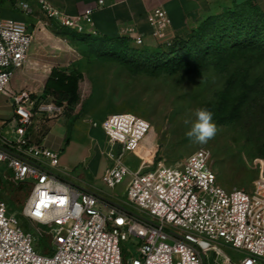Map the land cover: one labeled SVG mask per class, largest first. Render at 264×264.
<instances>
[{
    "label": "built area",
    "instance_id": "1",
    "mask_svg": "<svg viewBox=\"0 0 264 264\" xmlns=\"http://www.w3.org/2000/svg\"><path fill=\"white\" fill-rule=\"evenodd\" d=\"M37 1L60 26L82 32L91 21L92 7L70 14L48 0ZM103 4L104 0H98L99 6ZM19 6L32 12L24 0ZM152 19L157 35L169 22L161 9ZM127 33L136 45L143 43L132 29ZM32 42L27 23L3 16L0 8V93L28 62ZM40 96L27 89L10 96L15 124L13 137L0 130V164L13 180L31 186L22 213L49 227L52 251H39L37 235L25 230L0 199V264H123V242L131 237L136 238L137 254L127 264H264L263 171L252 190L228 189L217 180L208 148H198L171 165L142 160L131 169L123 156L138 147L150 122L131 111L110 113L100 127L119 150L109 152L112 163L101 178L116 187L130 177L127 202L143 214L135 213L72 185L51 169L60 165L65 137L57 138L48 130L37 142L30 128L38 115L43 120L58 118L66 104L39 100ZM90 121L92 126L99 125ZM222 247L240 250L244 256L234 262Z\"/></svg>",
    "mask_w": 264,
    "mask_h": 264
},
{
    "label": "rangeland",
    "instance_id": "2",
    "mask_svg": "<svg viewBox=\"0 0 264 264\" xmlns=\"http://www.w3.org/2000/svg\"><path fill=\"white\" fill-rule=\"evenodd\" d=\"M19 1L17 0L14 8L5 3L2 7L3 14L16 16L14 11L17 10L25 16L33 36L31 56H37L41 61L58 60L56 70L69 76L66 81L77 83L78 99L71 102L63 99L64 104H68V110L58 118L45 120L48 123L61 124L59 128L50 130V134L57 138H64L67 128L73 130L76 126L80 134L71 130L72 143H75L82 153L87 154L86 160L75 166L68 177L59 175L74 183H81L76 175L82 171L86 173L87 164L91 167L107 164L110 166L112 159L109 152L116 154L119 147L117 144L112 145L103 134H96L94 131L101 128L100 123L106 115L131 111L150 122V128L138 147L134 151H127L123 156L124 163L131 169H136L142 160L149 164L163 160L171 165L198 148H208L212 155V168L222 186L228 189L240 187L247 191L253 189L254 180L261 171L264 172V146L261 145L264 140V98L260 100L261 110L251 105L237 122L220 124L213 120L218 131L206 144L188 138L186 133L190 125H185L184 121H194L195 111L204 108L207 101L217 98L230 73L238 74L248 70L250 78L257 75L264 77V59L253 60L241 56L230 61L225 71H220L212 65L202 73L179 70L157 76L146 73L133 74L116 61L86 53L85 43L71 38L55 20L48 18L42 4L37 0H24L32 8V12L28 14L20 8ZM33 2L41 7L40 11L33 10ZM54 54L58 56L55 57ZM46 74L37 80L31 79V83L24 88L42 94L51 72L46 71ZM33 82L36 86L34 89ZM17 83L15 74L0 93V130L2 134L10 137H13L12 128L15 122L14 107L9 98L11 93L19 89ZM42 98L50 101L52 94L43 93ZM89 119L99 124L98 127H93L92 134L88 132L92 126ZM86 135L88 137L85 138ZM86 178L91 181L90 191L107 199L117 197L118 204L141 214L126 199L129 176L116 187H109L101 177L93 178L87 175ZM10 182L15 181L7 167L0 164V193L4 192L15 204H19L25 194L22 191L13 194ZM4 202L8 204L7 201ZM26 223L33 224L29 220ZM34 225L38 223L34 222L33 227ZM48 237L51 238L49 234ZM135 240V237H131L123 242V246L129 250L128 259L137 254ZM222 249L234 262L244 256V253L232 247Z\"/></svg>",
    "mask_w": 264,
    "mask_h": 264
},
{
    "label": "trees",
    "instance_id": "3",
    "mask_svg": "<svg viewBox=\"0 0 264 264\" xmlns=\"http://www.w3.org/2000/svg\"><path fill=\"white\" fill-rule=\"evenodd\" d=\"M12 8L17 0H0L1 14L3 5ZM71 38L85 43V52L106 60L124 65L131 73L148 75L172 74L179 70L188 73H202L210 66L225 71L229 62L241 56L253 60L264 59V7L257 0L233 2L217 13L202 19L198 25L184 36L173 38L169 43L154 48L136 45L125 34L105 35L97 32H78L61 26ZM69 76L51 70L44 92L52 94V100L62 104L78 99L77 83L68 82ZM43 93L39 100H42ZM264 98V77L250 78L249 71L230 73L215 100L207 101L204 108L213 113V120L220 124L237 122L251 105L262 109ZM68 104H66V111ZM71 128H67L64 144L71 138ZM264 146V140L261 143ZM64 147V145H63ZM63 149V148H62ZM15 181V180H14ZM11 192H24L25 198L19 204L10 200L7 194L0 193V199L7 201L8 212L14 213L27 231L37 235L35 247L42 252L52 251L49 227L45 224L34 225L22 213V208L31 190L25 182H10ZM23 219V221H21ZM27 220L32 221L30 225ZM34 228V229H33ZM128 250L123 246V264H127Z\"/></svg>",
    "mask_w": 264,
    "mask_h": 264
},
{
    "label": "crops",
    "instance_id": "4",
    "mask_svg": "<svg viewBox=\"0 0 264 264\" xmlns=\"http://www.w3.org/2000/svg\"><path fill=\"white\" fill-rule=\"evenodd\" d=\"M48 1L70 14H76L92 7L91 21L85 24V31L87 32L94 31L105 35H130L127 33V30L132 29L133 34H139L143 37V43L141 45L154 48L159 44H165L171 41L175 37L186 35L191 29L195 28L202 19L210 14L221 11L233 2H241L244 0H104L102 6L98 5V0ZM257 1L262 6L264 5V0ZM40 8L38 4L33 2V10L35 12L40 11ZM158 9L165 12L169 18V22L163 26L162 32L157 35L154 33L155 25L152 16ZM14 13L16 16L10 17L26 22L23 14H20L17 10H15ZM54 56L56 57L58 54H54ZM58 64L59 61L56 59L41 61L37 56H31L30 51L28 62L24 67L15 72L18 82L17 88L19 89L11 93V95L18 93L21 89L30 90L24 87L31 83V79L34 81L39 79L42 75H47L46 71L51 72L52 68L56 67ZM35 87L33 82V89ZM60 125L61 124L58 122L53 124L48 123L41 117L39 118V116H36L33 127L30 128V133L33 140L39 142L46 131L56 127L59 128ZM93 127L98 126H91V128L88 129L89 134H92ZM76 128L75 126L72 132L74 133V131H76L80 134ZM94 132L96 134H103L104 137L107 138L102 128ZM73 133L71 138L64 144L60 153V165L51 168L54 172L56 171L58 175L61 174L68 177L70 172L74 170V167L82 164L87 158V154L82 153L80 148L75 143H72ZM84 137L86 138L88 136L86 135ZM108 167L109 164L97 167H91L90 164H87L85 167L86 173L82 171L76 175L81 183H74L70 179L61 175L59 176L76 187L89 190V182L91 181H88L86 178L87 175L93 178H100ZM116 198L117 197H109V199H105L111 203H118Z\"/></svg>",
    "mask_w": 264,
    "mask_h": 264
},
{
    "label": "clouds",
    "instance_id": "5",
    "mask_svg": "<svg viewBox=\"0 0 264 264\" xmlns=\"http://www.w3.org/2000/svg\"><path fill=\"white\" fill-rule=\"evenodd\" d=\"M194 115V121L191 119L184 121L185 125H190L186 135L197 143L206 144L216 136L218 131L217 125L213 122V113L206 108H199Z\"/></svg>",
    "mask_w": 264,
    "mask_h": 264
},
{
    "label": "water",
    "instance_id": "6",
    "mask_svg": "<svg viewBox=\"0 0 264 264\" xmlns=\"http://www.w3.org/2000/svg\"><path fill=\"white\" fill-rule=\"evenodd\" d=\"M113 204H115V205H117V206H119V207H121V208H125L123 205H121V204H118V203H115V202H112Z\"/></svg>",
    "mask_w": 264,
    "mask_h": 264
}]
</instances>
